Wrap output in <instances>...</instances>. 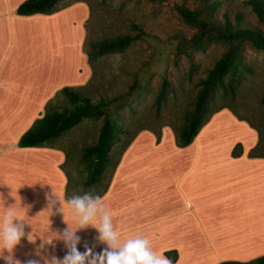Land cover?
Returning <instances> with one entry per match:
<instances>
[{
    "label": "crops",
    "instance_id": "crops-1",
    "mask_svg": "<svg viewBox=\"0 0 264 264\" xmlns=\"http://www.w3.org/2000/svg\"><path fill=\"white\" fill-rule=\"evenodd\" d=\"M25 1L0 0V193L7 198L5 206L16 208L29 235L15 249L22 264L39 259L37 252L62 259L66 249L59 232L76 224L67 211L52 214L44 196H57L60 205L66 201L60 168L64 152L20 148L18 140L61 89L84 86L91 78L83 51L87 5L77 2L50 15L20 16L16 10ZM213 123L214 117L185 148H178L172 135L154 145L156 136L149 130L140 131L128 145L101 197L121 240L146 236L155 251H175L174 264L228 261L226 248L232 246L231 252L245 255L236 261L264 255V202L258 203L264 195V159L248 157L257 140L243 146L237 158L231 156L235 143L199 144L214 130ZM242 195L245 200L229 204L230 197ZM236 216L240 219L233 222ZM97 234L92 227L78 230L79 250L84 251L85 241L95 243ZM201 247L206 248L204 256L196 259L194 249Z\"/></svg>",
    "mask_w": 264,
    "mask_h": 264
},
{
    "label": "trees",
    "instance_id": "trees-1",
    "mask_svg": "<svg viewBox=\"0 0 264 264\" xmlns=\"http://www.w3.org/2000/svg\"><path fill=\"white\" fill-rule=\"evenodd\" d=\"M147 1L156 3L165 0ZM77 2H83L90 7L88 0H70V2L27 0L17 8L16 13L20 16L50 15ZM241 3L249 8V12L260 24L259 27L245 21L241 12L234 11L232 18L226 10L221 14L224 6L223 0H197L194 8L174 5L179 20L193 29L189 36L179 32L166 42H159L135 24L130 26V29L135 32L133 35L120 33L92 39L86 31L83 51L91 69V78L84 86L61 89L49 100L44 107L42 117L35 120L31 127L23 133L17 146L20 148H58L55 144L84 120L101 119L95 143L83 148L77 161H72L71 151L61 149L65 157L60 168L66 177V200L89 191L92 195L102 197L109 188L123 152L136 135L142 130H149L157 140L160 138V132L153 128L141 127L131 132L128 125L129 121L133 120V114L125 115L122 111L127 108L131 113L133 112V105L139 100L142 91L147 93V85L155 73L162 77L153 99L157 117L162 109L167 107L169 95L174 91L166 79L165 67L163 64L157 65L162 61L165 63L164 52L167 50V54L174 57L183 56L193 62L196 53H203L211 45H220L224 51L212 68L207 71L206 76L197 81L191 107L181 111L180 114H177L178 111L170 114L162 127H169L172 130L175 145L178 148H185L196 139L215 113L228 109L239 121L246 122L257 133V143L248 152V157L264 159V123L258 126L240 116L226 101L219 107L212 108L218 95L224 100L234 98L238 86L245 80L246 75L253 74L245 57L246 47L264 54V0H241ZM137 40H146L155 44L151 54V59L155 64L151 63L148 77L140 81L136 78L124 92L110 96L100 95L98 100L92 101L88 93L94 91L96 86L98 60L123 54ZM260 101L264 104V94ZM241 155V146L237 144L232 149L231 156L237 158ZM165 255L173 258L174 262L176 261L175 251L165 252ZM219 264H264V256L247 262L225 261Z\"/></svg>",
    "mask_w": 264,
    "mask_h": 264
},
{
    "label": "rangeland",
    "instance_id": "rangeland-1",
    "mask_svg": "<svg viewBox=\"0 0 264 264\" xmlns=\"http://www.w3.org/2000/svg\"><path fill=\"white\" fill-rule=\"evenodd\" d=\"M88 1L90 3V7L87 6L89 16L84 27L85 32L88 31L92 39H100L120 33L133 35L135 32L130 29L132 24L138 25L144 33L155 37L159 42H166L179 32L186 36H189L193 32L192 28L179 20L174 10V5L194 8L197 0H165L164 2L156 3H151L147 0ZM65 2H70V0H65ZM223 3L224 6L221 14L226 10L232 18L234 11H238L241 12L245 21L258 27L260 26L255 16L249 12L248 7H245L241 3V0H223ZM154 47L155 44L149 41L137 40L123 54L99 59L96 65V86L94 87V91L91 90L92 92L88 93L92 101L98 100L100 95L110 96L126 91L136 78L139 81L147 78L151 63L155 64L151 59ZM223 51L224 48L222 46L211 45L203 53H196L193 57V62H190L183 56L174 57L171 54H167L166 50V53L164 52L165 63L162 61L161 63H157V65L163 64L165 67L166 79L174 93L169 95L167 107L163 108L161 113L158 114L159 117H157L153 99L160 86L162 77L158 73L153 74L147 85V93L141 92L139 100L133 105V112L131 113L127 108L122 111V114L125 115L133 114V120L129 121V130L133 132L141 127L153 128L160 132V141H162L164 136L165 140L169 141L168 138L171 135L173 136V133L169 127H162L166 122L165 119L169 118L170 114L176 113V111H178L177 114H180L181 111L183 112L191 107V103L195 97L197 81L206 76L207 71L212 68ZM245 57L253 70V74L246 75L245 80L238 86L234 98L224 100L218 95L212 108H217L226 101L240 116L260 126L264 123V104L260 101L264 94V54L246 47ZM213 117L214 123L212 125L215 128L209 133L207 140L199 142L201 145L212 140L225 145H233L235 143V146L239 144L243 150V146L249 147L258 139L256 131L246 122L239 121L228 109L215 113L211 119ZM100 126L101 119H86L55 145L58 148L71 151L72 161L75 162L83 148L95 143ZM153 143L155 145L156 138L153 139ZM211 151L212 148L206 150L207 153ZM262 185L264 186V183ZM245 197L244 195L228 197L229 204L233 205L243 198L245 200ZM263 202L264 195L258 196V203L261 204ZM262 213V208L258 206L259 219L263 217V215L261 216ZM238 219H240L239 216L234 217L233 222ZM240 222L242 223V221ZM230 242L242 243L236 241ZM226 249L230 252L229 256L231 260L228 261L245 258V255H237L235 251V254L231 252L233 246ZM203 250H206V248L194 249V253H197L196 259H201L204 256ZM258 253L260 252L258 251ZM193 264L204 263L194 262Z\"/></svg>",
    "mask_w": 264,
    "mask_h": 264
},
{
    "label": "clouds",
    "instance_id": "clouds-1",
    "mask_svg": "<svg viewBox=\"0 0 264 264\" xmlns=\"http://www.w3.org/2000/svg\"><path fill=\"white\" fill-rule=\"evenodd\" d=\"M44 196L51 201L49 209H54L52 214L64 216L67 211L75 221L76 228L70 230L66 227L59 232V240L66 249L62 259L55 255L49 258L37 252L35 255L39 259H29L25 264H174L173 258L155 251L146 236L134 235L121 240V233L114 227L112 214L100 195L85 192L71 197L62 205L56 202L57 196L53 197L48 192ZM6 203L7 198L0 193V207L4 209L0 212V260L4 264H22L15 256V249L22 239L29 240V235L16 208L13 204L5 206ZM88 227L95 228L98 234L94 237L95 243L89 245L85 241L82 245L84 251H80L78 245H81V237L77 231ZM101 244L105 247L97 252L96 248Z\"/></svg>",
    "mask_w": 264,
    "mask_h": 264
}]
</instances>
